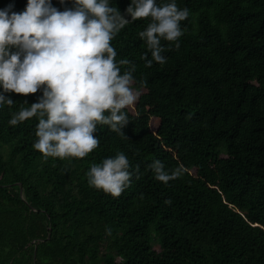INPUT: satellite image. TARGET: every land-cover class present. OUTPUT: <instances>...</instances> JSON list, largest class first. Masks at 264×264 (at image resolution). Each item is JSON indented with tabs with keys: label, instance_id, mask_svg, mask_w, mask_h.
<instances>
[{
	"label": "trees",
	"instance_id": "trees-1",
	"mask_svg": "<svg viewBox=\"0 0 264 264\" xmlns=\"http://www.w3.org/2000/svg\"><path fill=\"white\" fill-rule=\"evenodd\" d=\"M129 3L113 0L122 13ZM177 5L189 17L179 48L161 41L165 64L141 59L148 18L111 42L139 97L124 133L98 126L86 157L43 159L36 118L7 123L38 94L0 108V264H264V0ZM120 151L131 185L119 197L90 187V165ZM154 159L181 175L156 180Z\"/></svg>",
	"mask_w": 264,
	"mask_h": 264
},
{
	"label": "clouds",
	"instance_id": "clouds-1",
	"mask_svg": "<svg viewBox=\"0 0 264 264\" xmlns=\"http://www.w3.org/2000/svg\"><path fill=\"white\" fill-rule=\"evenodd\" d=\"M188 17L189 9L178 7L177 0H130L123 13L113 0H71L62 10L52 0H26L21 11L14 3L0 8V108H11L12 93L38 94L32 103L25 99L29 106L12 112L7 123L15 127L35 117L32 148L43 159L86 157L100 144L94 135L98 126L124 133L126 109L139 97L133 87L135 65L116 59L113 39L130 22L148 18L138 33L147 48L141 59L146 67L163 65L161 41L179 48L181 22ZM123 65L130 66L122 70ZM148 167L165 184L183 170L166 169L159 159ZM132 175L122 151L92 163L86 172L90 187L113 197L131 185Z\"/></svg>",
	"mask_w": 264,
	"mask_h": 264
}]
</instances>
